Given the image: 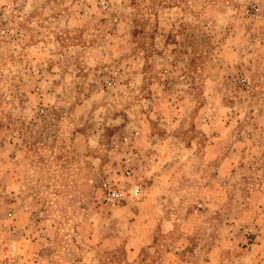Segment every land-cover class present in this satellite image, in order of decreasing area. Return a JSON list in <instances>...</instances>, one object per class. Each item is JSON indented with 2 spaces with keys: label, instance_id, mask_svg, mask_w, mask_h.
Wrapping results in <instances>:
<instances>
[{
  "label": "rangeland",
  "instance_id": "rangeland-1",
  "mask_svg": "<svg viewBox=\"0 0 264 264\" xmlns=\"http://www.w3.org/2000/svg\"><path fill=\"white\" fill-rule=\"evenodd\" d=\"M263 205L264 0H0V264H260Z\"/></svg>",
  "mask_w": 264,
  "mask_h": 264
},
{
  "label": "built area",
  "instance_id": "built-area-1",
  "mask_svg": "<svg viewBox=\"0 0 264 264\" xmlns=\"http://www.w3.org/2000/svg\"><path fill=\"white\" fill-rule=\"evenodd\" d=\"M104 187V200L111 207H119L126 200V193L120 191L109 183H105ZM141 189L139 187H133L130 190V196L133 198H137L140 195Z\"/></svg>",
  "mask_w": 264,
  "mask_h": 264
},
{
  "label": "crops",
  "instance_id": "crops-1",
  "mask_svg": "<svg viewBox=\"0 0 264 264\" xmlns=\"http://www.w3.org/2000/svg\"><path fill=\"white\" fill-rule=\"evenodd\" d=\"M243 212H244V211H243ZM242 214L245 215V213H242ZM242 219L244 220V216H243ZM253 220H254L257 224H262V226L264 225V205H263V207L259 208V215H258V216L254 215ZM260 229H262V228H260ZM260 229H259V231H260V232H259V238H260V235H262V237H264V229H262V230H260ZM247 255H248V253H245V254H244V256H247ZM244 256H243V257H244ZM262 257H264V256L257 255V256H256V259H255V257H254V260L256 261V263L258 262V263L261 264V262H262Z\"/></svg>",
  "mask_w": 264,
  "mask_h": 264
}]
</instances>
